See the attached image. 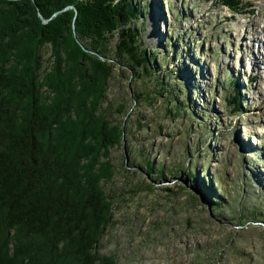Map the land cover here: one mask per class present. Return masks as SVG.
<instances>
[{
  "label": "rangeland",
  "instance_id": "obj_1",
  "mask_svg": "<svg viewBox=\"0 0 264 264\" xmlns=\"http://www.w3.org/2000/svg\"><path fill=\"white\" fill-rule=\"evenodd\" d=\"M133 1L151 67L137 76L118 58L106 81L101 109L126 132L101 158L114 168L102 184L114 207L97 253L116 264H264V0H244L239 15L209 0ZM106 42L115 55L118 34ZM51 54L45 45L41 71Z\"/></svg>",
  "mask_w": 264,
  "mask_h": 264
},
{
  "label": "trees",
  "instance_id": "obj_2",
  "mask_svg": "<svg viewBox=\"0 0 264 264\" xmlns=\"http://www.w3.org/2000/svg\"><path fill=\"white\" fill-rule=\"evenodd\" d=\"M209 1L233 15L248 7ZM67 6L76 10L52 18ZM140 17L133 0H0V264H116L97 253L114 207L102 187L114 168L101 158L126 130L101 107L114 60L137 76L151 67ZM45 45L53 62L43 72ZM241 88L227 101L233 114Z\"/></svg>",
  "mask_w": 264,
  "mask_h": 264
},
{
  "label": "water",
  "instance_id": "obj_3",
  "mask_svg": "<svg viewBox=\"0 0 264 264\" xmlns=\"http://www.w3.org/2000/svg\"><path fill=\"white\" fill-rule=\"evenodd\" d=\"M72 9L76 10L75 7H73V6H67L66 8L56 12L55 15H53V17L58 16V15L62 14L63 12L68 11V10H72ZM52 18H50V19H52ZM41 19L44 23L48 22V20L44 19L42 16H41ZM73 28L75 29V27H73ZM74 35L76 36V33H74ZM101 60H105V59L103 57H101ZM124 136H125V134H124Z\"/></svg>",
  "mask_w": 264,
  "mask_h": 264
}]
</instances>
